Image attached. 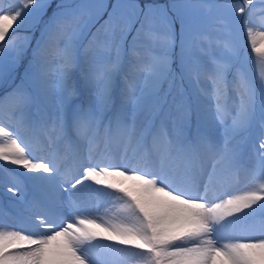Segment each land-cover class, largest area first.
Instances as JSON below:
<instances>
[{"label":"snow or ice","instance_id":"1","mask_svg":"<svg viewBox=\"0 0 264 264\" xmlns=\"http://www.w3.org/2000/svg\"><path fill=\"white\" fill-rule=\"evenodd\" d=\"M258 3L79 0L47 20L52 0L0 4L13 64L30 38L10 32L43 23L21 84L0 99V173L16 181L8 192H33L16 226L0 222V264H264Z\"/></svg>","mask_w":264,"mask_h":264},{"label":"rangeland","instance_id":"2","mask_svg":"<svg viewBox=\"0 0 264 264\" xmlns=\"http://www.w3.org/2000/svg\"><path fill=\"white\" fill-rule=\"evenodd\" d=\"M15 2H16V0H0V4H2L4 7H7L9 4H13ZM75 2H79V0H52V8H50L48 10V14L45 15L43 19L44 20L48 19V17L51 15L52 10L55 9L57 4L75 3ZM90 2L95 3V2H98V0H90ZM105 2L110 5V4L114 3L115 0H105ZM155 2L160 3V4H168V3H171V0H155ZM221 2H233V0H221ZM236 2H238V0H236ZM257 7H259L258 0H257ZM110 10L111 9L109 8L108 11H110ZM106 19H107V13L105 12L100 17V19L95 23V25L92 27L91 31L95 32L96 29L99 28L100 25L103 24L104 20H106ZM35 27H36L35 29H34V27L29 28L28 26L14 29L12 32H10V36L16 37V40H15L16 44H20L23 40V37H25V36L29 37L30 39L27 43V46L30 44L29 42L31 41V39H34L35 43L32 45L33 46L32 49H33L36 47V41L40 38V33H41L42 28H43V23L37 24ZM176 30H177V34H178L179 33V23L178 22L176 24ZM257 30H259V28H257ZM34 32H35V34H34ZM132 35H134V32L129 34V36H128L129 42H131ZM89 39H91V36H88L82 40L81 51H83V45H87ZM242 42H243L245 47H248L246 33L243 36ZM175 51L179 52V41H177V46H176ZM24 52H26V51H24ZM13 56H14V52H13L12 48H6L4 50V52L0 53V96H1L3 91L8 90V88L11 89V87H13L15 85V80L17 78L16 69H17L18 61L15 64H13L12 63ZM247 57H248L249 63H251L252 52H251L250 47H248ZM31 59H32V53L30 52L28 55V63H27V65H24V68L20 72L21 77L17 79L19 85L21 84V82L24 78L25 69L28 67V64H29ZM252 66H253L252 70H253V72H255V66L253 64H252ZM175 67H176V63L173 64V68H175ZM127 71H128V66H127V61L125 60L121 72L125 74ZM122 81H123V78H120L119 82H117V83L120 84ZM26 86H27V84H26ZM164 87L167 88V84H165ZM117 92H119V88H117ZM86 95L87 94L85 93L83 86L81 85L78 88L77 96L73 97V99L78 100V98H80V97L82 99H79L80 101H74V104L81 103L82 100H84L86 98ZM254 139L256 140V144L255 143H251V144L249 143L248 144V151H249V153H251V155L253 157V162H254V158H255V150L256 149L253 148L252 145L255 144L256 147L258 148L260 137L257 135ZM217 142H221L219 137L217 138ZM212 156H213L212 153H209L207 155V160L209 162L211 161ZM0 166H3V162H0ZM9 167L14 169V173L12 175L19 176L21 179H23V176H21V170L20 169H18L16 166H9ZM15 183H16L15 179L3 178V174L0 173V220L3 223H7V224L12 225V226L13 225L16 226V221H15L14 217H15L17 211L23 207L25 198L27 200H31L33 197V192H32L30 187L22 195H14L13 193L8 192L7 188L12 187ZM61 195H62V197L66 196V193H61ZM109 206H110V203H105L102 201L101 205H100L101 212H103L104 208L109 207ZM4 213H7V215L5 216ZM62 214L65 216V219H66L67 213H62ZM45 231H47V230H45ZM49 234H50V232H49Z\"/></svg>","mask_w":264,"mask_h":264},{"label":"trees","instance_id":"3","mask_svg":"<svg viewBox=\"0 0 264 264\" xmlns=\"http://www.w3.org/2000/svg\"><path fill=\"white\" fill-rule=\"evenodd\" d=\"M36 27H34V29H35ZM34 34H35V32H34ZM30 44L28 45V46H26V48H25V51L26 52H28V51H30L31 50V45L32 44H34L35 43V41H34V39H31V41L29 42ZM24 65H27L26 64V60H23V58L19 61V63L17 64V66H18V69H16V74H17V78H16V80L18 79V78H20L21 77V70L24 68ZM249 67H250V69L252 70L253 69V66H252V64L251 63H249ZM18 70V71H17ZM253 71V70H252ZM15 80V81H16ZM251 143H255L256 144V140L254 139V140H252L251 142H250V144Z\"/></svg>","mask_w":264,"mask_h":264},{"label":"bare ground","instance_id":"4","mask_svg":"<svg viewBox=\"0 0 264 264\" xmlns=\"http://www.w3.org/2000/svg\"><path fill=\"white\" fill-rule=\"evenodd\" d=\"M5 219H6V218H5ZM5 219H4V220H5ZM2 220H3V219H2ZM0 221H1V220H0ZM1 222H2V221H1ZM2 223H3V222H2ZM13 226H14V225H13Z\"/></svg>","mask_w":264,"mask_h":264}]
</instances>
